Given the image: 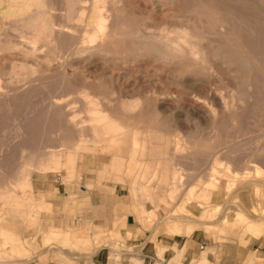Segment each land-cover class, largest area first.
<instances>
[{"label": "rangeland", "instance_id": "1", "mask_svg": "<svg viewBox=\"0 0 264 264\" xmlns=\"http://www.w3.org/2000/svg\"><path fill=\"white\" fill-rule=\"evenodd\" d=\"M16 1L0 0L2 4H0V227L17 233L25 252L22 253L23 255L13 254L9 251L8 240L1 237L0 245L4 258L0 259V264H91V257L98 250V252L109 256L110 264H120L124 259L129 261V264H143L142 260L134 259L142 256L140 248H134L127 242L132 234L128 232L124 235L121 232L124 224L120 219L123 214L128 212L118 208L117 200L120 196V199L128 202L129 183L133 188H140L142 199L147 201L146 209L141 210L142 218L133 212L132 214L135 215L137 222L143 228L153 230V240L158 235L172 236L170 234H188L190 237L191 232L187 233L184 230L187 227L189 231L196 228L192 239L196 242L200 257L189 258L186 264H201L202 255L207 256L206 259L209 260L206 264H245L246 262V264H264V171L260 178L256 168L259 165L264 170V0H196L194 9L186 12L192 21L196 20L197 26L205 25V23L212 25L224 20L235 21L238 14H242L249 26L243 52L246 57L252 59L250 56L255 51V54L258 53L257 57L260 62L257 73H250L251 78L254 79L255 87L248 89L240 86L237 89L236 81H231L229 87L224 84L226 81L221 82L220 80L218 84L219 78L216 79L217 75L213 69L210 70L202 61H190L191 67L183 72L189 80L202 79L200 90L204 93V95L201 93L204 97L208 86L210 87V83L214 80L213 83L221 87L225 94H231L230 96L234 98L233 109L223 110L219 116L190 117L172 116L171 112L174 105L184 106L192 101L182 95L186 89L170 87V97L161 92L155 96L156 99L147 92L151 88L150 83L153 80H164L166 72L176 71L180 69V66L174 63L170 66L165 65L161 61L152 60L148 55L137 56L139 42H141L137 37L139 28L148 26L147 31L165 32L166 24L164 22H166L165 17L169 13L168 8L159 15L153 14L152 19H148L149 15L145 12L149 10V6L136 0H127V2L126 0H104L105 2L99 0L100 8L104 6L109 8V11L105 13L109 18L107 20L108 30L115 34V37L103 48L99 46L96 49L98 40L90 42V34L85 33L83 24L77 20L78 17L76 16L75 20L73 19L71 22L67 20L68 0H61L62 2L60 0H41L43 5L40 0ZM38 1H40L39 4H37ZM80 1L81 7L85 11L92 3V0ZM129 1L135 2V4H131ZM22 2H27L32 7L27 3L22 4ZM8 3L12 5L10 6ZM137 3L141 8L135 6ZM15 5L17 7L13 9L12 7ZM22 5L26 7L24 11H21L23 10ZM2 9L5 10L2 11ZM8 9L18 11L10 14L6 11ZM39 9L46 11L47 18L52 19L50 23L60 31H56L54 37L50 39L32 34L36 31L35 26H38L35 24L39 23L34 22L35 26L32 27L33 23L30 21L33 20L32 17L38 13ZM83 9L79 10L77 15ZM240 9L243 13H240ZM4 11L8 13L5 15ZM85 11L84 16L86 17L88 11ZM146 18L147 20H144ZM136 20L140 22L137 24ZM172 21L170 22L173 25H184L191 29L193 27L192 22ZM152 24L154 25L152 26ZM161 27L162 29H160ZM253 27H256L255 32ZM74 37L78 40L76 41ZM236 38V34L229 35L225 38L226 41L224 39V43L227 47L233 46ZM73 40L74 46L72 47ZM194 40L189 37L190 44H193ZM130 43L132 47L136 46L132 48ZM202 43L207 47V43ZM73 53L75 54L73 55ZM88 58L89 60H87ZM143 61H146V64ZM103 64H106L105 67ZM132 64L133 66H130ZM82 66L86 68L81 69ZM134 66L136 67L134 68ZM130 68L132 69L128 70ZM150 68H154V70H150ZM135 69L138 71L137 73ZM104 72H107L106 75L110 73L126 75L129 80L117 85L119 88H124L123 91L127 88L126 91L116 94L109 82L101 80ZM147 79L150 80V83ZM134 80L139 83L143 82L145 92L142 90V92L134 93V87L137 85L134 84L136 83ZM129 81L131 82L129 83ZM188 83L190 82L188 81ZM155 88L158 91L162 89L161 86H155ZM80 89H82L81 95L78 94ZM173 90L175 91L173 92ZM118 95L121 98H118ZM131 95H141L143 109L140 107L141 111L139 109L132 114H125L121 107V101L131 100ZM105 97L112 100V104L104 108L105 113H114L115 116H94L93 106L87 102L90 99ZM177 99L180 100V103L174 102ZM56 101L64 102L63 107L57 106L54 103ZM66 104L68 105L66 106ZM166 106L169 109H166ZM227 114L228 116H226ZM104 119L110 124L105 123ZM183 120L184 122L181 123ZM101 121L102 124L99 123ZM112 122H115L114 125L119 128L118 131L114 127L115 131L111 129ZM105 126L110 127L108 131ZM119 130H121V134ZM131 141H139L140 147L139 144L135 146ZM175 146L177 148H174ZM115 157H117V162ZM228 160L231 161L229 169L237 170L240 173H249L250 177H247L248 179H241V177L240 179L243 181L240 179L235 181L231 177H229L230 179L226 177L231 175L230 170L227 171L226 167ZM251 161L254 165L250 163ZM211 166L216 167L218 172L220 171V179L217 178L218 173L212 172ZM221 171L223 173L227 171V174L224 175ZM184 175L188 177L184 178ZM181 179H184L183 182ZM208 180L213 183V187H210V184L204 186ZM197 186L200 188L196 189ZM87 187L91 190L89 193H83L82 191ZM172 187H178L174 198H171L169 194ZM190 189L192 193L196 190L192 198H195L199 191V194L200 192L204 193V199H201V205L200 203L193 204L192 214L188 213L189 216L183 214L184 217H182V213L178 210L181 204L192 202V199H190L191 201L186 199ZM203 189L205 192L201 191ZM217 189L220 190V193L217 192ZM206 196L208 198H205ZM99 197H103L106 204L110 206L107 211L108 215H113L110 226L98 224L88 218L90 213H94L95 216L97 212L104 213V208L96 207L97 202H94L93 199L100 200ZM30 200L32 203L28 204ZM32 209L34 210L32 211ZM175 210L176 213L173 215ZM121 211H124L123 214ZM32 212L35 214L33 215ZM239 213L247 218L244 223L233 226L230 221H233ZM30 215L31 218L36 215L37 219L34 217L31 223L24 221L27 220L26 216L30 218ZM191 217L194 219H190ZM203 217L204 219H202ZM161 219L162 222L174 224L170 234L157 230L156 223ZM197 219L200 220L197 222ZM86 221L95 225L99 230L96 229L87 234L88 230L85 229V234L72 237L64 226V224H68L80 229ZM250 221L260 228L257 233L248 231L247 222ZM206 224H211V226L208 228ZM175 226L180 227L181 232L175 229ZM115 230L119 234L112 233ZM52 231L55 240L46 246L44 239ZM55 236H58V239ZM29 243L32 246H29ZM159 248L160 246L157 248V255L163 259V256L159 254ZM174 251L175 257L171 264H184V250L180 251L174 247ZM7 254H10L9 258L5 256ZM9 259L11 261H8Z\"/></svg>", "mask_w": 264, "mask_h": 264}, {"label": "bare ground", "instance_id": "2", "mask_svg": "<svg viewBox=\"0 0 264 264\" xmlns=\"http://www.w3.org/2000/svg\"><path fill=\"white\" fill-rule=\"evenodd\" d=\"M10 1V0H9ZM11 1H13V0H11ZM16 1V0H15ZM18 1V0H17ZM16 1V2H17ZM20 1V0H19ZM25 1V0H24ZM28 1V0H27ZM41 1V0H40ZM40 1H38V3L37 4H39L40 3ZM61 1V0H60ZM102 1V0H101ZM104 1V0H103ZM106 1V0H105ZM104 1V2H105ZM133 1V0H132ZM137 2H139V3H141V4H144V5H147V6H149V10H147V12H145V13H148V15H149V17H148V15H147V17H148V19L150 18V19H152V17H153V14H158L159 15V13L161 14L162 12H164V9H166V8H168V11H169V13L166 15V22H164V20H162L165 24H166V27H165V29L167 30H165V32H163V31H160L159 30V32H157V33H155V32H152V31H147V29H148V26H146V27H140L139 28V30H138V32H137V37H138V39L141 41V42H139V48H138V52H137V56L139 55V56H141V57H143V56H145V55H148L150 58H152V60H154V61H161V62H163L165 65H167L168 64V66H170L171 64H177V65H179L180 66V69H177L176 71H172L171 72V70L169 71V72H166V78L164 79V80H157V81H160V82H157V81H155V80H153V82L152 83H150V80L149 79H147V80H149V83H150V86H151V88H149V91H147L150 95H152V96H154L153 98L154 99H156L155 98V96L157 95V94H159V93H161L162 92V94H165V95H167V96H169L170 94H169V89H170V87H178V89H179V87L180 88H183V89H186V91L185 92H183V94L182 95H185L184 97H188V98H190V99H192V101L190 102V103H186L187 105H184V106H182V105H179V104H177V106L176 105H174V107H172L171 108V112H172V116H219V115H221V113H223V110L224 111H230V110H232L233 109V107H234V98H232L233 96H230V95H227V94H225V92L223 91V89H221V87H219L218 85H216V84H214L213 83V81H212V83H210V87L208 86V91H207V93H206V90H205V93H206V95H205V97L203 96L204 95V93L203 92H201V90H200V87H201V83H202V79L201 78H195V79H192V80H189L188 78H186V75H185V73L183 72V71H186V69H188L189 67H191L190 65H189V62L190 61H196V62H198V61H202L203 63H205L206 64V67H209V69L210 70H214L215 72V74L217 75V76H215L216 77V79H217V77L219 78V81H218V84H219V82H220V80H221V82H224V81H226V83H224L225 85H227V87H229V85H230V83H232L231 81H236V86H237V89L240 87V86H244L245 88H248V89H250V88H253V87H255V83H254V79H252L251 78V75H250V73H257V69L260 67V62H259V58L257 57L258 56V53H256L255 54V51H254V53H253V55L252 56H250L251 55V53H250V57H252V59L251 58H248V57H246L245 56V54H244V52H243V46L246 44V38H247V36H246V32L248 33V31H249V26H248V24H247V22L245 21V19H244V17L242 16V14H238V16H237V19L235 20V21H223V22H219V23H215V24H210V25H208L207 23H205V25H202V26H197L196 25V20H193L192 21V19L186 14V12H188V11H192L193 9H194V7L196 6V0H136ZM4 2V1H3ZM43 1H41V3H42ZM52 2V1H51ZM62 2V1H61ZM111 2V1H110ZM124 2V1H123ZM126 2H127V0H126ZM130 2V1H129ZM128 2V3H129ZM249 2V1H248ZM25 3H27V2H25ZM25 3H23L22 2V4H25ZM81 3V1L80 0H68V11H67V20L68 21H70L71 22V20H73L76 16L78 17L77 18V20L78 21H80L82 24H83V29H84V31H85V33H87L88 35L90 34V42H92V41H94L95 39L96 40H98V46H96V49L100 46V48H103L107 43H109L112 39H114V37H115V34H113V33H111V32H109V30H108V19L109 18H107V15H105V13H107L108 11H109V8L107 7V6H104L103 8H100L101 6H99L100 4H99V0H92V3H91V5H90V7L89 8H87L88 10H84L82 7H81V5L82 4H80ZM85 3H87V2H85ZM127 3V4H128ZM131 3V2H130ZM135 4V2H132L131 4ZM0 4H1V2H0ZM7 4V3H6ZM9 4V3H8ZM28 5H29V3H27ZM56 4V3H55ZM112 4V3H111ZM249 4V3H248ZM2 5V4H1ZM10 5V4H9ZM9 5H8V7H9ZM12 5V4H11ZM10 5V6H11ZM16 5H17V3H16ZM15 5V7H12L13 9L14 8H16L17 6ZM20 5V4H19ZM18 5V6H19ZM42 5H43V3H42ZM49 5V4H48ZM52 5V4H51ZM62 5V4H61ZM85 5V4H84ZM128 5H130V4H128ZM143 5V6H144ZM231 5V4H230ZM247 5V4H246ZM249 5H251V4H249ZM14 6V5H13ZM26 6V5H25ZM30 7H32L31 5H29ZM47 6V5H46ZM50 6V5H49ZM134 6V5H133ZM135 6H138L139 7V5H138V3H137V5H135ZM205 6V5H204ZM207 6V5H206ZM1 7V6H0ZM20 7V6H19ZM18 7V8H19ZM22 7H23V5H22ZM40 7V6H39ZM122 7V6H121ZM130 7V6H129ZM128 7V8H129ZM132 7V6H131ZM202 7V6H201ZM5 8V7H4ZM10 8V7H9ZM17 8V9H18ZM21 8V7H20ZM26 7H23V10H21V9H18V10H21V11H24V9H25ZM29 8V7H28ZM35 9H36V7H34ZM41 9H43L42 7H40ZM139 8H141V7H139ZM146 8V7H145ZM7 9V8H6ZM11 9V8H10ZM6 10V11H8L10 14H12V13H14V11L16 12V11H18V10ZM30 9V8H29ZM45 9V8H44ZM51 9V8H50ZM81 9H83L82 10V12L80 13V14H78L77 15V12L79 11V10H81ZM86 9V8H85ZM131 9V8H130ZM142 9H143V7H142ZM141 9V10H142ZM3 10H5V9H2V11ZM129 10V9H128ZM136 10V9H135ZM138 10H140V9H138ZM144 10V9H143ZM1 11V12H2ZM21 11H19V13H21ZM38 11V13L35 15V16H33V15H31V16H33L32 18H33V20L30 18V20H32V21H30V23H33V25H32V27L33 26H35V25H38V26H35L36 27V31L34 32V33H32V34H34V36L35 35H39V36H42V37H44V39L45 38H47V39H50L51 37H54V35H55V33H56V31H59V29L58 30H56L55 28H54V26L50 23L51 21L50 20H52V19H48L47 18V16H46V11H44V10H37ZM84 11L85 12H87L88 11V14H87V16L85 17L84 16V14H86V13H84ZM137 11V10H136ZM135 11V12H136ZM240 11H241V9H240ZM5 12V11H4ZM8 12H5V15H6V13H8ZM56 12V11H55ZM61 12V11H60ZM134 12V11H133ZM143 12V11H142ZM18 13V14H19ZM23 13V12H22ZM50 13V12H49ZM65 13V12H64ZM136 13H138V12H136ZM203 13V12H202ZM240 13H243L242 11L240 12ZM2 14V13H1ZM9 14V15H10ZM29 14H31V13H29ZM28 14V15H29ZM51 14V13H50ZM16 15V14H15ZM21 15V14H20ZM20 15H18V16H20ZM135 15V14H134ZM139 15H140V13H139ZM2 16V15H1ZM120 16V15H119ZM118 16V17H119ZM152 16V17H151ZM161 16V15H160ZM15 17V16H14ZM29 17V16H28ZM62 17H63V15H62ZM138 17H140V16H138ZM141 17H142V15H141ZM158 17V16H157ZM162 17V16H161ZM6 18V17H5ZM11 18V17H10ZM49 18H51V17H49ZM53 18V17H52ZM65 18V17H64ZM145 18V17H144ZM155 18V17H154ZM63 19V18H62ZM139 19V18H138ZM142 19V18H141ZM140 19V20H141ZM157 19H159V18H157ZM255 19V18H254ZM1 20V19H0ZM21 20V19H20ZM27 20V19H26ZM29 20V19H28ZM75 20V19H74ZM133 20V19H132ZM144 20H147V18L146 19H144ZM172 20H176L177 22H182V21H185V22H192L193 23V27H192V29L191 28H188V27H186V26H184V25H173V24H171V22L170 21H172ZM23 21V20H22ZM25 21V20H24ZM23 21V22H24ZM129 21V20H128ZM127 21V22H128ZM158 21V20H157ZM29 22V21H28ZM34 22H38L39 24H35L34 25ZM57 22V21H56ZM135 22H137V24H138V22H140L139 20H136ZM142 22H143V20H142ZM141 22V23H142ZM163 22H161V23H163ZM172 22H174V21H172ZM59 23V22H58ZM152 23H153V21H152ZM160 23V22H159ZM25 25H26V23H24ZM144 24V23H143ZM148 25H149V23H147ZM157 24V23H156ZM155 24V25H156ZM28 25V24H27ZM140 25V24H139ZM146 25V24H145ZM154 24H152V26H153ZM161 26L162 25H164V24H160ZM159 25V26H160ZM59 27L61 26V24L60 25H58ZM66 26V25H65ZM165 26V25H164ZM163 26V27H164ZM23 27V26H22ZM28 27V26H27ZM26 27V28H27ZM21 28V27H20ZM75 28V27H74ZM255 28L256 27H253V29H254V32H255ZM28 29H29V27H28ZM34 29V28H33ZM61 29V28H60ZM160 29H162V27L160 28ZM164 29V28H163ZM32 30V29H31ZM69 30V29H68ZM156 30V29H155ZM62 31V30H61ZM69 31H71V30H69ZM60 32V31H59ZM253 32V31H252ZM26 33V32H25ZM30 33V34H31ZM84 33V34H85ZM115 33V32H114ZM237 35V38H236V40L234 41V45L233 46H229V47H227V45L224 43V39L226 38V37H228L229 35ZM252 34V33H251ZM250 34V35H251ZM256 34V33H255ZM58 36V35H57ZM70 36V35H69ZM86 36V35H85ZM30 37H31V35H30ZM59 37V36H58ZM87 37V38H88ZM189 37H192V38H194L195 40V42L193 43V44H190L189 43ZM252 37H254V36H252ZM257 37V36H256ZM32 38V37H31ZM65 38V37H64ZM75 38V37H74ZM130 38H131V36H130ZM33 39V38H32ZM31 39V40H32ZM62 39V38H61ZM76 39V38H75ZM128 39V38H127ZM30 40V39H29ZM78 39H76V41H77ZM124 39H122V41H123ZM33 41V40H32ZM51 41V40H50ZM71 41V40H70ZM81 41V39L79 40V42ZM225 41H226V39H225ZM237 41V42H236ZM253 41H254V39H253ZM88 42H89V40H88ZM124 42V41H123ZM122 42V43H123ZM202 42H205V43H207V47L206 46H204L203 45V43ZM41 43V42H40ZM52 43V42H51ZM113 43V42H112ZM121 43V44H122ZM129 43V42H128ZM128 43H126V44H128ZM38 44V43H37ZM70 44V43H69ZM68 44V45H69ZM72 44V47L74 46L73 44H74V40H73V42L71 43ZM70 44V45H71ZM100 44V45H99ZM116 44V43H115ZM118 44V43H117ZM125 44V45H126ZM34 45V44H33ZM62 45V44H61ZM64 45V44H63ZM62 45V46H63ZM124 45V44H123ZM129 45V44H128ZM127 45V46H128ZM130 45H131V47H132V44L130 43ZM134 45V44H133ZM43 46H44V44H43ZM55 46H56V44H55ZM77 46V45H76ZM78 46H80V45H78ZM126 46V47H127ZM134 46H136V45H134ZM133 46V47H134ZM61 47V46H60ZM69 47V46H68ZM132 47V48H133ZM137 47H138V45H137ZM113 48V47H112ZM70 49V48H69ZM92 49V48H91ZM95 49V48H94ZM259 49V48H258ZM78 50V49H77ZM131 50V49H130ZM255 50V49H254ZM70 51V50H69ZM68 51V52H69ZM55 52V51H54ZM85 52H86V49H85ZM103 52V51H102ZM61 53V52H60ZM80 53H82V52H80ZM88 53V52H87ZM135 53V52H134ZM70 54V53H69ZM75 53H73V55H74ZM136 54V53H135ZM67 55V54H66ZM72 55V56H73ZM99 55H101V54H99ZM59 56V55H58ZM83 56V55H82ZM85 57H86V54L84 55ZM93 56H95V55H93ZM125 56V55H124ZM123 56V57H124ZM13 57V56H12ZM74 57V56H73ZM87 57H88V55H87ZM92 56H90V58H91ZM96 57V56H95ZM97 57H98V55H97ZM102 57V56H101ZM126 57V56H125ZM72 58V57H71ZM70 58V59H71ZM99 58V57H98ZM108 58V57H107ZM112 58V57H111ZM110 58V59H111ZM137 58V57H136ZM75 59V58H74ZM77 59H78V57H77ZM92 59V58H91ZM90 59V60H91ZM95 59H97V58H95ZM94 59V60H95ZM117 59H118V57H117ZM124 59V58H123ZM126 59V58H125ZM79 60V59H78ZM87 60H89V58L87 59ZM87 60H85V61H87ZM104 60V59H103ZM112 60V59H111ZM135 60V59H134ZM134 60H132V61H134ZM77 61V60H76ZM92 61V60H91ZM100 61V60H99ZM118 61H119V59H118ZM80 62V61H79ZM110 62V61H109ZM115 62V61H114ZM123 62V61H122ZM125 62V61H124ZM123 62V63H124ZM138 63H139V61H137ZM136 62V63H137ZM145 64H146V61H143ZM149 62V61H148ZM151 62V61H150ZM41 63V62H40ZM73 63V62H72ZM89 63V62H88ZM104 63V62H103ZM135 63V62H134ZM133 63V64H134ZM158 63V62H157ZM264 63V62H263ZM262 63V64H263ZM82 64V63H81ZM107 64V63H106ZM106 64H103V66L104 65H106ZM109 64V63H108ZM116 64V63H115ZM133 64L132 65H130V66H133ZM142 64V63H141ZM140 64V65H141ZM44 65V64H43ZM70 65V64H69ZM118 65V64H117ZM142 65H144V64H142ZM141 65V66H142ZM160 65V64H159ZM207 65H209V66H207ZM10 66V65H9ZM85 66V65H84ZM95 66V65H94ZM115 66V65H114ZM139 66V65H138ZM157 66V65H156ZM162 66H164V65H162ZM83 67V66H82ZM92 67V66H91ZM105 67V66H104ZM104 67H102V68H104ZM118 67V66H117ZM124 67V66H123ZM136 66H134V68H135ZM148 67V66H147ZM146 67V68H147ZM86 67H83V68H81V69H85ZM98 68V67H97ZM110 68V67H109ZM114 68V67H113ZM139 68V67H138ZM155 68H158V67H155ZM32 69V68H31ZM99 69V68H98ZM101 69V68H100ZM117 69H119V68H117ZM132 68H130V69H128V70H131ZM145 69V68H144ZM90 70V69H89ZM96 70V69H95ZM94 70V71H95ZM104 70V69H103ZM102 70V71H103ZM122 70V69H121ZM149 70V69H148ZM150 70H154V68L153 69H151L150 68ZM163 70H165V69H163ZM209 70V71H210ZM35 71V70H34ZM86 71V70H85ZM91 71H93V69H91ZM90 71V72H91ZM99 71V70H98ZM101 71V72H102ZM108 71V70H107ZM135 71H136V69H135ZM135 71H133V72H135ZM182 71V73H180ZM206 71V70H205ZM16 72V74H17V71H15ZM14 72V73H15ZM20 72V71H19ZM32 72V71H31ZM132 72V73H133ZM138 71H136V73H137ZM144 72H146V71H144ZM23 73V72H22ZM25 74H26V72H24ZM105 73H107V72H104V75H102L101 76V80H104L105 82L107 81V82H109L110 83V85H112V89H114L115 91V93L117 94V93H120V94H122L121 92L123 91V89L124 88H119V87H117V85L119 86V84H121L122 82H124V81H128L129 80V78H126V75H119V74H111L110 72H108V73H110L109 75H106ZM141 73V72H140ZM140 73H138V74H140ZM148 73V72H147ZM156 73H158V72H156ZM155 73V74H156ZM212 73V72H211ZM103 74V73H102ZM120 74H121V71H120ZM159 74V73H158ZM193 74V73H192ZM199 74V73H198ZM17 75H19V74H17ZM17 75H16V77H17ZM99 75H101L100 73H99ZM142 75V74H141ZM151 75V74H150ZM153 75V74H152ZM201 75V74H200ZM208 75V74H207ZM209 75H210V73H209ZM213 75V74H212ZM129 76V75H128ZM127 76V77H128ZM13 77V76H12ZM89 77H92V76H89ZM96 77V76H95ZM146 78H147V76H145ZM149 77H151V76H149ZM153 77H154V75H153ZM165 77V76H164ZM97 78V77H96ZM130 78H131V76H130ZM136 78V77H135ZM156 78V77H155ZM254 78V77H253ZM98 79V78H97ZM141 79V78H140ZM212 79V78H211ZM214 79V78H213ZM13 80V79H12ZM136 80V79H135ZM134 80V82H136V83H134V84H137L135 87H134V93L135 92H142V90L144 91V84H143V82L142 83H139V82H137V81H135ZM146 80V81H147ZM188 81L190 82V83H188ZM204 81V80H203ZM131 81H129V83H130ZM205 82V81H204ZM207 82V81H206ZM9 83V82H8ZM146 83H148V82H146ZM148 83V84H149ZM208 83V82H207ZM124 84V83H123ZM122 84V85H123ZM127 85H128V83H126ZM206 84V83H205ZM223 84V83H222ZM147 85V84H146ZM148 86V85H147ZM147 86H146V88H145V90L147 89ZM149 86V87H150ZM155 86H161V90L160 91H158V90H156V88H155ZM206 86V85H205ZM125 87V86H124ZM231 87H232V85H231ZM126 88V87H125ZM128 88H130V87H128ZM243 88V87H242ZM127 89V88H126ZM126 89L124 90V91H126ZM172 89V88H171ZM177 89V88H176ZM175 89V90H176ZM178 89L176 90V92L178 91ZM81 90L82 89H80V93H78L79 95H81ZM175 90H173V92L175 91ZM231 90V89H230ZM124 91H123V93H124ZM132 91V90H131ZM180 91H182V90H180ZM179 91V92H180ZM202 91H204V90H202ZM76 92V96H78L77 95V91H75ZM129 93H130V91H128ZM145 92V91H144ZM133 93V92H132ZM203 95H202V94ZM234 93V92H233ZM236 93V92H235ZM239 93V92H238ZM84 94V93H83ZM136 94V93H135ZM172 94H175V93H172ZM88 95V94H87ZM67 96V95H66ZM69 96H71V95H69ZM119 96V95H118ZM123 96V95H122ZM181 96V95H180ZM239 96V95H238ZM254 95H252V97H253ZM50 97V96H49ZM80 97V96H79ZM92 97V96H91ZM90 97V98H91ZM111 97V96H110ZM170 97V96H169ZM236 97V96H235ZM244 97V96H243ZM74 98V97H73ZM89 98V97H88ZM118 98H121V96H119ZM130 98V97H129ZM162 98V97H161ZM175 98V97H174ZM254 98V97H253ZM57 99V98H56ZM63 99V98H62ZM77 99V98H76ZM75 99V100H76ZM87 99V98H86ZM153 99V100H154ZM163 99V98H162ZM169 99V98H168ZM255 99V98H254ZM117 100V99H116ZM123 100V99H122ZM125 100V99H124ZM148 100V99H147ZM150 100V99H149ZM164 100V99H163ZM170 100H172V99H170ZM170 100H168V101H170ZM185 100V99H184ZM251 100V99H250ZM65 101V100H64ZM67 101H69V100H67ZM121 101V100H120ZM152 101V100H151ZM155 101V100H154ZM157 101H160V100H158L157 99ZM156 101V102H157ZM181 101H183V100H181ZM73 102H75L74 100H73ZM86 102V101H85ZM117 102V101H116ZM148 102V101H147ZM164 102V101H163ZM172 102V101H171ZM174 102H177V103H180V100H176V101H174ZM239 102H241V99H239ZM54 103H56V105L57 106H60V107H63V103L62 102H54ZM76 103H77V101H76ZM87 103H89L90 104V106L92 105L93 107H92V113H93V115L94 116H115L114 115V113H105V107L106 106H110L111 104H112V100H110L109 98H107V97H105V98H100V99H90L89 100V102H87ZM146 103V102H145ZM168 103V102H167ZM71 104V103H70ZM86 104V103H85ZM141 104H142V97H141V95H131V100H129V101H121V107H122V109H123V111L125 112V114L127 113V114H132V113H134V112H137V110H139L140 109V107H141ZM165 104V103H164ZM163 104V105H164ZM169 105H171L170 103H168ZM238 104V103H237ZM68 104H66V106H67ZM157 105V104H156ZM70 106V105H69ZM209 106V107H208ZM237 106V105H236ZM155 107V106H154ZM169 107V106H168ZM238 107H239V105H238ZM84 108H85V106H84ZM142 108V107H141ZM162 108V107H161ZM55 109V108H54ZM62 109H64V108H62ZM143 109V108H142ZM166 109H169V108H167V106H166ZM87 110V109H86ZM88 111V110H87ZM140 111H141V109H140ZM241 111V110H240ZM114 112V111H113ZM163 112H165V111H163ZM162 112V113H163ZM169 112V111H168ZM86 113V112H85ZM226 113V112H225ZM240 113V112H239ZM69 114H71L70 112H69ZM72 115V114H71ZM135 115V114H134ZM238 115V114H237ZM226 116H228V114L226 115ZM242 117V116H241ZM102 118V117H101ZM105 118V117H104ZM140 118H143V117H140ZM174 118V117H173ZM108 119V118H107ZM181 120H182V118H180ZM185 120H186V117L184 118ZM99 120V119H98ZM100 120H102V119H100ZM106 119H104V122L105 123H107L106 121H105ZM175 120V119H174ZM69 121V120H68ZM68 121H65V122H68ZM71 121V120H70ZM176 121V120H175ZM187 121H190V120H187ZM108 122H109V120H108ZM181 122V121H180ZM184 122V120L181 122V123H183ZM100 124H102V121L101 122H99ZM113 123V125H114V123L115 122H112ZM174 123V122H173ZM194 123V122H193ZM67 124V123H66ZM107 124H110V122L109 123H107ZM107 124H104V125H107ZM197 124V123H196ZM104 125H102V126H104ZM110 126L111 127V129L112 130H114L115 131V129L117 128L115 125L114 126ZM117 125V124H116ZM180 125V124H179ZM194 125H195V123H194ZM197 125H199V124H197ZM181 126H183V125H181ZM106 127V129L108 128L107 126H105ZM109 127V128H110ZM115 129H114V128ZM184 127V126H183ZM199 127V126H198ZM109 128L107 129V131L109 130ZM197 128V127H196ZM95 129H96V127H95ZM118 129L119 128H117V131H118ZM198 129V128H197ZM178 130V129H177ZM180 130V129H179ZM120 131V134H121V130H119ZM183 131H185V130H183ZM188 132V131H187ZM98 134V133H97ZM104 134V133H103ZM168 134V133H167ZM166 134V135H167ZM169 135V134H168ZM182 135V134H181ZM132 137H134V136H132ZM151 137V136H150ZM232 137V136H231ZM172 138V137H171ZM170 138V139H171ZM185 138V137H184ZM187 139V138H186ZM137 140V139H136ZM138 140H139V138H138ZM154 140V139H153ZM157 140V139H156ZM160 140V139H159ZM175 140V139H174ZM193 140V139H192ZM144 141V140H143ZM178 141V140H177ZM188 141V140H187ZM132 142V141H131ZM185 142V141H184ZM81 143V142H80ZM132 143H134L135 144V146L137 145L138 146V144H139V141L137 142V141H134V142H132ZM131 143V144H132ZM161 143V142H160ZM191 143V142H190ZM185 144H186V142H185ZM151 145V144H150ZM149 145V146H150ZM153 145V144H152ZM155 145V144H154ZM175 145V144H174ZM179 145V144H178ZM178 145H177V147H178ZM192 146L194 145V144H191ZM132 146H134V145H132ZM144 146V145H143ZM184 146V145H183ZM190 146V145H189ZM139 147H140V144H139ZM152 147V146H151ZM155 147H156V145H155ZM166 147H167V145H166ZM169 147V146H168ZM176 146L174 147V148H177ZM154 149H156V148H154ZM185 149V148H184ZM70 150V149H69ZM148 150V149H147ZM176 150V152H177V149H175ZM150 151V150H149ZM156 151V150H155ZM171 151H172V147H171ZM176 152H174V153H176ZM151 153V152H150ZM170 153V152H169ZM172 153V152H171ZM183 153V152H182ZM185 153V152H184ZM258 153V152H257ZM173 154V153H172ZM144 155V154H143ZM155 155V154H154ZM154 155H152V156H154ZM251 155V154H250ZM260 155V154H259ZM258 155V156H259ZM151 156V157H152ZM118 158H119V156H117ZM117 157H115L116 158V162H117ZM115 158H113V159H115ZM234 158V157H233ZM260 158V157H259ZM264 158V157H263ZM169 159V158H168ZM175 159V158H174ZM217 159V158H216ZM261 159V158H260ZM257 160V159H256ZM114 161V160H113ZM112 161V162H113ZM114 161V162H115ZM171 161H172V159H171ZM219 161V160H218ZM217 161V162H218ZM238 161V160H237ZM119 162H120V160H119ZM216 162V161H215ZM220 162H221V160H220ZM231 162V161H230ZM229 162V160H228V162H227V165H226V167H227V171H229L230 170V172H231V175L230 176H226V177H231L232 179H235V181L236 180H238V179H240L241 177V179H244V178H247V177H250L249 176V173H240L239 171H237V170H232V169H229L228 167H230L231 166V163ZM239 162V161H238ZM245 162V161H244ZM255 162V161H254ZM153 163V162H152ZM248 163V162H247ZM251 164L253 163L252 161L250 162ZM178 164V163H177ZM214 165V164H213ZM212 165V166H213ZM217 165H219V164H217ZM244 165V164H243ZM253 165H254V163H253ZM211 166V170H212V172H215V173H218L217 175H219V176H217V178H219L220 177V171L218 172L217 170H216V167H212ZM235 166V165H234ZM249 166V165H248ZM255 166H256V163H255ZM225 167V168H226ZM148 168V167H147ZM146 168V169H147ZM165 168V167H164ZM169 168L171 169V166H169ZM168 168V169H169ZM218 168V167H217ZM235 168H237V167H235ZM257 168V174H258V176L260 177H262L263 175V171L264 170H262L260 167H259V165H258V167H256ZM138 169V168H137ZM184 169V168H183ZM244 169V168H243ZM130 170V169H129ZM140 170V169H139ZM150 170V169H149ZM225 170V169H224ZM224 170H222V171H224ZM142 171V170H141ZM156 172H157V170H155ZM159 171V170H158ZM210 171V170H209ZM217 171V172H216ZM221 171V172H222ZM227 171H225L223 174L224 175H226L227 173ZM139 172V171H138ZM153 172V171H152ZM173 172V171H172ZM211 172V171H210ZM209 172V173H210ZM140 173H142V172H140ZM154 173V172H153ZM183 173V172H182ZM226 173V174H225ZM254 173V172H253ZM253 173H252V175H253ZM155 174V173H154ZM184 174V173H183ZM213 174V173H212ZM211 174V175H212ZM150 175H151V173H150ZM177 175V174H176ZM182 175V174H181ZM214 175H216V174H214ZM141 176H142V174H141ZM140 176V177H141ZM144 176V175H143ZM152 176V175H151ZM154 176V175H153ZM174 176V175H173ZM173 176H172V178H173ZM213 176V175H212ZM179 177V176H178ZM186 176L184 175V178H185ZM188 177V176H187ZM186 177V178H187ZM222 177H224V176H222ZM225 177V178H226ZM252 177V176H251ZM260 177V178H261ZM175 178H176V176H175ZM256 178V177H255ZM263 178H264V176H263ZM189 179V178H188ZM220 179V178H219ZM230 179V178H229ZM228 179V180H229ZM231 179V181H233ZM240 179V180H241ZM248 179V178H247ZM258 179V178H257ZM176 180V179H175ZM174 180V181H175ZM184 180V179H183ZM183 180L181 179V181L183 182ZM214 180H215V178H214ZM217 180V179H216ZM241 181H243V180H241ZM245 181V180H244ZM177 182V181H176ZM189 182V181H188ZM222 182V181H221ZM229 182H230V180H229ZM228 181H227V183H229ZM174 184H175V182H173ZM208 183V184H207ZM204 186L206 187L207 185H209L210 184V187L212 186L213 187V183L211 184L210 182H209V180H208V182H207ZM226 183V184H227ZM236 183V182H235ZM216 183H214V185H215ZM225 184V185H226ZM232 184V183H231ZM234 184V183H233ZM232 184V185H233ZM172 185V184H171ZM176 185V184H175ZM203 185V184H202ZM217 185V184H216ZM222 185V184H221ZM228 185V184H227ZM177 186V185H176ZM204 186H203V188H204ZM192 187V186H191ZM209 187V186H208ZM215 187V186H214ZM221 187V186H220ZM220 187H219V189H220ZM178 187H175V188H173L172 187V190L170 191V196H171V198L173 197V196H175V194H176V192H178V189H177ZM195 188V187H194ZM197 188H200V187H196V189ZM216 188V187H215ZM208 189V188H207ZM214 189V188H213ZM195 190V189H194ZM200 190V189H199ZM188 191H190L189 192V194H188ZM186 190V192H187V194L188 195H186V193H185V195L186 196H188V197H186V199L188 198L189 199V201H191L190 199H192V202H189L188 200H186V201H188L189 203H184V204H179L180 205V207H179V212L180 213H182V215L183 214H186L185 216H189L190 214H192L193 213V211H194V205L193 204H198V203H200L201 202V199H204V193L203 194H201V192H200V194H199V191H197L198 192V194L196 195V197L195 198H192L193 197V193L196 191H194L193 193H192V191H191V189L190 190ZM201 191H204V189L203 190H201ZM209 192H210V190H208ZM207 191V192H208ZM215 191H216V189H215ZM169 192V191H168ZM196 192V193H197ZM205 192V191H204ZM206 192V193H207ZM213 192H214V190H213ZM217 192H219L220 193V190H218L217 189ZM226 192V191H225ZM234 192V191H233ZM261 193V192H260ZM209 194V193H208ZM210 195V194H209ZM219 195V194H218ZM18 196V195H17ZM210 197V196H209ZM264 197V196H263ZM174 198V197H173ZM205 198H208L207 196L205 197ZM11 199V198H10ZM207 200V199H206ZM20 203H21V201H19ZM19 202H18V204H19ZM26 202V201H25ZM29 202H31L32 203V201L30 200V201H28V204H29ZM11 203H12V201H11ZM17 203V202H16ZM181 203V202H180ZM204 204H205V202H204ZM4 205V204H3ZM14 205V204H13ZM16 205V204H15ZM20 205V204H19ZM200 205H201V203H200ZM7 206V205H6ZM17 206V205H16ZM11 207V206H10ZM23 207V206H22ZM31 207H32V205H31ZM31 207H30V209H31ZM18 208V207H17ZM27 208V207H26ZM34 209H32V211H33ZM39 210V209H38ZM37 210V211H38ZM35 212V211H34ZM178 212V213H179ZM176 213V210L175 211H173V215ZM179 213V214H180ZM188 213H190V214H188ZM207 213V212H206ZM18 214V213H17ZM32 214H33V212H32ZM35 214V213H34ZM33 214V215H34ZM172 214V213H171ZM2 215V214H1ZM178 215V214H177ZM2 216H4V215H2ZM36 216V215H35ZM34 216V217H35ZM180 216H181V214H180ZM193 216V215H192ZM211 216V215H210ZM22 217V216H21ZM27 217V218H26ZM25 218L27 219V220H24V221H28V222H32L33 221V219H34V217L33 218H31L32 216L30 215V218H28V216H26ZM182 217H184V215L182 216ZM212 217V216H211ZM10 218V217H9ZM36 218V217H35ZM172 218V217H171ZM180 219H181V217H179ZM189 218V217H188ZM246 216L245 215H243L242 213H239V214H237L236 215V217H235V219L233 220V221H230L231 222V224H233V226H235V225H237V224H242V223H244L245 222V220H246ZM37 219V218H36ZM185 219V218H184ZM190 219H194V218H190ZM202 219H204V217L202 218ZM189 220V219H188ZM195 220H196V218H195ZM198 220H200V219H197V222H198ZM224 220V219H223ZM181 222H184V221H181ZM202 222V221H201ZM25 223V222H24ZM248 223V225H247V229H248V231L249 232H252V233H257L259 230H260V228L256 225V224H253L251 221L250 222H247ZM27 224V223H26ZM33 224V223H32ZM224 224V223H223ZM1 225V224H0ZM31 225V224H30ZM188 225V224H187ZM186 225V226H187ZM207 226L206 227H210L211 226V224L209 225V224H206ZM226 225V224H225ZM246 225V224H245ZM182 226V225H181ZM227 226V225H226ZM225 226V227H226ZM192 227V226H191ZM231 227V226H230ZM180 227H178V226H175V229H178V231H180L181 229H179ZM187 229H188V227H187ZM187 229H185L184 231H186L187 233H190L191 232V230L189 231V230H187ZM192 229V228H191ZM226 229H228V228H226ZM48 230V229H47ZM233 230V229H232ZM14 231V230H13ZM181 232V231H180ZM185 232V233H186ZM58 233H60V232H58ZM176 233V232H175ZM61 234V233H60ZM60 234H58V235H60ZM55 235H56V233H55ZM186 235H188V234H186ZM4 238L5 240H8V242H9V246H10V252H12L13 254H22L23 252H25V248L23 247V244H22V242H21V240L19 239V237H18V234L17 233H15V232H12L10 229H7V228H1L0 227V238ZM56 237V236H55ZM58 237V236H57ZM56 237V239H58ZM220 238V237H219ZM4 240V241H5ZM23 240V239H22ZM52 240L54 241L55 239H54V233H53V231L52 232H49L48 233V235L45 237V239H44V243H45V245L47 246V244H51V242H52ZM27 242V241H26ZM33 242V241H32ZM30 244V243H29ZM33 244V243H32ZM5 246H7V245H5ZM29 246H32L31 244L29 245ZM1 245H0V259H2V258H4L3 257V252H2V249H1ZM27 247V246H26ZM35 247V246H34ZM8 248V247H7ZM6 249V248H5ZM4 250V249H3ZM5 251V250H4ZM26 252H27V249H26ZM5 253V252H4ZM7 253V252H6ZM94 253V252H93ZM160 253V256H162L163 255V251H160L159 252ZM8 255H10V254H7V255H5V256H8ZM23 255V254H22ZM26 255V254H25ZM13 256H15V255H13ZM12 257V256H11ZM8 258H9V256H8ZM15 258V257H14ZM14 258H12V259H14ZM89 258V257H88ZM7 259V258H6ZM5 259V260H6ZM201 264H206L208 261H207V259H206V257L205 256H201ZM143 260V259H142ZM8 261H11L10 259L8 260ZM16 261V260H15ZM20 261V260H19ZM3 262V261H2ZM6 264V263H5ZM15 264V263H14Z\"/></svg>", "mask_w": 264, "mask_h": 264}, {"label": "crops", "instance_id": "3", "mask_svg": "<svg viewBox=\"0 0 264 264\" xmlns=\"http://www.w3.org/2000/svg\"><path fill=\"white\" fill-rule=\"evenodd\" d=\"M89 186L92 184H88ZM130 188V196L128 202H124L122 199H120V196L117 200V206L119 209H124L127 214H123L124 211H121L123 214L121 217V222L124 224V228L121 229V232L126 235L128 232L132 234V237L127 240V242L131 245H133L134 248H140V251L142 252V256L135 257L134 259L142 260L143 264H171L172 260L175 257V251L174 247H176L178 250L182 251L184 250V264L187 263L189 258H199L200 254L198 249L196 248V242L192 239V236L195 234L196 228H193L191 230L190 237L189 235H183V234H170L171 229H173L174 224H170L168 222H162V219L156 223V228L158 231L167 232L168 234L172 236H164V235H158L155 240L152 239V229H146L143 228L136 220L135 215H137L139 218H142L141 216V210L146 209L145 203L147 201L143 200L140 194L141 189L140 188H133L132 184L129 183ZM162 188V187H161ZM91 189L85 188L82 192L83 193H89ZM117 193V191H116ZM94 202L96 203V207L104 208V213L97 212L96 216L94 213L88 214V218L94 220L98 224L102 225H109L111 224L113 215H108V209H110L109 204H106L104 198L99 197L100 200H96V198H93ZM132 212L135 214H132ZM152 212V211H151ZM65 229H68L70 232V236L73 237V235L79 236V234H85V229L88 230L87 234L90 232H94L96 229H98L95 225L90 224V222L86 221L84 223V226L82 228L77 227H71L68 224H64ZM99 230V229H98ZM112 233H118L117 230L113 231ZM119 234V233H118ZM159 248V252L163 251V259L158 257L157 255V248ZM166 248V249H164ZM99 251V250H98ZM93 254L91 257V264H110L109 262V256L98 252ZM98 252V253H97ZM160 254V253H159ZM207 257V256H206ZM93 258V260H92ZM209 261V260H208ZM247 263V262H246ZM245 263V264H246ZM120 264H129V261L124 259Z\"/></svg>", "mask_w": 264, "mask_h": 264}]
</instances>
